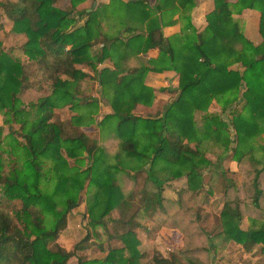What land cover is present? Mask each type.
<instances>
[{
	"label": "trees",
	"instance_id": "16d2710c",
	"mask_svg": "<svg viewBox=\"0 0 264 264\" xmlns=\"http://www.w3.org/2000/svg\"><path fill=\"white\" fill-rule=\"evenodd\" d=\"M54 1L0 0V12L12 22L11 30L25 36L18 49L0 47V114L17 124V129L0 133V264H65L77 250H84L79 246L85 236L73 250L55 243L83 188L88 225L103 228L108 222L106 240L121 246L109 247L102 258L76 257L75 264H204L199 253H209L217 241L264 252V0H212L204 29L196 33L187 24L189 33L179 43L176 38L164 41L159 29L170 20L162 16L175 2L182 6L188 1L189 10L192 0H154L153 6L145 0H109L88 11L77 8L86 0H68L67 9ZM243 8L259 12L263 38L258 45L245 39L231 17L233 9ZM154 15L155 26L148 22ZM152 47H158L159 54L145 64L138 55ZM104 60L110 67L97 69ZM235 63L243 69L232 67ZM82 67L92 71L111 110L96 122L102 133L98 143L77 127L93 123L97 109V100L76 95L79 81L89 76ZM163 67L178 74L175 99L159 116L132 114L134 103L145 106L153 101L143 75ZM44 85L49 92L25 109L17 98L20 90ZM211 101L226 112V120L208 111ZM63 106L72 112L69 120H53V109ZM216 148L222 154L206 157L205 152ZM112 149L108 156L105 152ZM226 151L242 180L238 187L223 177L221 227L207 235L189 208L179 209V198L161 192L164 182L184 177L185 191L199 193L204 171L209 173V189L218 173H228L217 169ZM4 153L11 161L6 173ZM123 169L144 171L153 186L140 190V205L133 210L134 194L124 188L134 176L119 179ZM181 192L177 190L179 196ZM15 200L19 207L13 206ZM111 209L117 215L106 221ZM157 212L165 214V223L177 220L173 223L191 240L184 239L168 256L144 261L134 228L143 229L141 221ZM243 217L249 224L240 229ZM194 235L207 245L196 244Z\"/></svg>",
	"mask_w": 264,
	"mask_h": 264
},
{
	"label": "rangeland",
	"instance_id": "374dc122",
	"mask_svg": "<svg viewBox=\"0 0 264 264\" xmlns=\"http://www.w3.org/2000/svg\"><path fill=\"white\" fill-rule=\"evenodd\" d=\"M95 1V0H94ZM93 1V2H94ZM54 5L57 7L67 9L69 7L68 0H55ZM93 3L92 1H87L84 4H78L77 8H89V3ZM91 5V4H90ZM91 7V6H90ZM80 22V21H79ZM79 24V23H78ZM12 22L4 17V15L0 12V47L3 49L8 48H19L21 44L25 41V36L21 33H16L11 30ZM107 26V23L106 25ZM19 56L26 61L23 54H19ZM91 76V77H90ZM90 78H84L79 81L78 85V95L81 99H94L97 100V109L96 113L93 116L94 122L89 125H84L83 127L77 126L80 132H84L89 138L94 139L96 143H98L99 138L102 136V133L99 132L96 122L103 116L105 113L104 106L107 104V100L101 96L100 86L97 85L94 75L89 74ZM49 92V88L47 85L41 87L40 90H35L34 88H26L24 90H20L17 94V98L24 105L25 109H28V104L36 101L39 97L46 95ZM217 110H214L210 107L209 110H214L212 113L219 114L224 120H226V112L220 111L218 105H216ZM109 108V107H108ZM110 110V108H109ZM111 111V110H110ZM211 112V111H209ZM72 112L67 108V106L58 107L53 109V120L60 121H68ZM199 116V115H198ZM199 122V118L195 119ZM0 126L2 128L1 134L4 135L6 132L17 129V124L13 122L4 121V115L0 114ZM108 129V128H107ZM231 130V129H230ZM104 131V130H103ZM232 131V130H231ZM99 132V135H98ZM105 132V131H104ZM103 132V137L107 136ZM17 135V133H14ZM99 137V138H97ZM18 141H22L20 137H16ZM262 143L264 144V134L261 135ZM116 145V144H115ZM113 146V148L115 147ZM215 146V145H213ZM113 150H108L105 152L108 156L113 154ZM206 156L214 158L213 154L221 153L220 149L213 151L205 152ZM222 154V153H221ZM229 154V151L224 152L221 158L218 161L219 170H228V173L225 175H220L217 170L218 175L216 179L213 181L212 185L208 189V179L209 173L204 171L203 173V185L202 189L198 191L199 193H195L192 191H185V179H172L167 185H163L162 196L169 199H180V210H185L189 208L196 216L195 223L199 226L203 233H207V235H211L220 230L221 223L219 220L218 212L220 210L222 204V185L224 182V178L232 179L238 187L240 186L242 176L238 173V167L235 166V161H231L232 159H226ZM3 158V173L10 167V157L6 153L2 154ZM110 160V159H109ZM114 164V163H113ZM237 164V163H236ZM226 168V169H224ZM118 174V178H127L129 175L133 174L134 180H128L124 189L125 193L130 190L133 195V208L140 205L139 195L138 193L143 188L146 190H151L153 186L147 180L144 175V171H129L128 169H123V171ZM160 175V172L158 173ZM125 178V179H126ZM46 184V183H45ZM49 185V183L47 184ZM183 191L182 194L177 193V190ZM208 191L210 193H208ZM85 189L79 192L77 197V203L75 207H73L70 212L66 216L65 226L59 232L55 243L61 246L64 249L73 250V246L83 239L84 236L87 237V240L81 242L79 247L85 248L84 250H77L74 256H71L67 259L65 264H75L76 257H80L81 260L91 259V258H102L106 253V250L109 247L116 248L121 246L119 241H107L104 233L105 227L108 226V222H106V226L102 228V226L90 227L87 222V214L85 213ZM248 199V198H246ZM13 206L19 207L18 200L13 201ZM131 211V210H130ZM129 211V212H130ZM192 214V213H191ZM257 213L256 215H258ZM117 213L115 209H111L109 213L104 217L107 219L111 217H116ZM166 216L162 212H157L153 215L152 218H147L146 220H142L141 222L145 226L143 229L134 228L135 237L138 240L137 248L140 252H142L145 258H142L144 261H148L149 258H157L159 256H168L173 250H179L182 247V244L185 240H191L188 238L186 232H182L180 230V226H176L175 223L177 220L168 219L165 223ZM241 220H244L241 218ZM175 222V223H173ZM241 222V221H240ZM248 222V220H247ZM246 223H240V228L242 229ZM110 230V229H109ZM196 231L195 230H191ZM205 235V234H204ZM202 236V235H201ZM195 237V242L198 245L206 244L201 237ZM203 237V236H202ZM205 245V246H206ZM49 248L53 249V244L48 245ZM101 248V249H100ZM201 261L204 264H208L211 261L212 264H264V252H261L258 247L251 248L249 251L243 250L237 243L227 242L225 245L220 244L218 241L216 245L209 251L200 252ZM179 264H185L182 261H179Z\"/></svg>",
	"mask_w": 264,
	"mask_h": 264
},
{
	"label": "crops",
	"instance_id": "0c3cea01",
	"mask_svg": "<svg viewBox=\"0 0 264 264\" xmlns=\"http://www.w3.org/2000/svg\"><path fill=\"white\" fill-rule=\"evenodd\" d=\"M89 0L82 2L84 4ZM91 1V0H90ZM109 0H95L92 6V3H89V9L91 7H95L97 5L107 4ZM125 1V0H123ZM149 5L153 6L154 0H145ZM230 4H235L236 0H225ZM193 6L189 7L188 1L183 3L184 5L180 6L176 2L175 6L171 7L167 13L163 14V19L170 20V22L163 24L159 31L161 36H163L164 41L167 43L168 40H172L176 38L177 43H179L178 39H181L185 36V34L189 33V29L186 27L189 24L196 33L201 32L206 26V13L208 14L214 6L212 0H192ZM91 4V5H90ZM88 9V7H86ZM168 9L165 10V12ZM158 15V13H156ZM187 14V15H186ZM154 15L148 20L151 25L157 24L156 16ZM231 17L238 24L240 33L243 34L245 39L249 40L253 45H258L262 41V35L259 33V12L255 9L251 8H243L240 11L233 9L231 13ZM153 19V21H152ZM104 22V21H103ZM103 28L106 29V26L103 23ZM159 54L158 47H152L147 49L144 53H140L138 58L143 61V63L147 64V60L155 59ZM165 62H163L164 64ZM103 66H109L110 62L108 60H104L102 63L97 64L96 68H101ZM237 64H233L232 67H236ZM159 67V65H158ZM238 70L241 71L243 67L237 66ZM88 75H92V71L88 68H81ZM91 77V76H90ZM89 76H85L84 78H90ZM83 78V79H84ZM97 83V82H96ZM143 85L150 87L153 90V101L149 105H143L141 103H134L131 109V113L136 116L141 117H156L161 114L163 106L174 100L177 94V85H178V74L173 69H167L163 67L162 69H157L155 71L147 70L143 75L142 79ZM98 85V83H97ZM160 88H164L160 90ZM217 104L214 101H211L208 107L217 110ZM105 113H110V110L107 105L104 106ZM209 110L208 111H214ZM103 114V115H104ZM199 113H194V119L199 118ZM83 127V126H82ZM98 128V127H97ZM99 130V129H98ZM99 135V132H98ZM99 138V137H97ZM226 159L230 160V154H228ZM207 157V156H206ZM233 161V160H231ZM236 166V162L234 164ZM147 168V164L143 166L144 171ZM229 170V169H228ZM145 175V174H144ZM182 177L181 179H183ZM165 185V183H164ZM164 187V186H163ZM163 191V189H162ZM162 193V192H161ZM244 220H241L240 223H246L242 229H245L248 226L247 218L243 217ZM241 227V226H240ZM239 227V228H240ZM241 229V228H240Z\"/></svg>",
	"mask_w": 264,
	"mask_h": 264
},
{
	"label": "water",
	"instance_id": "95a60500",
	"mask_svg": "<svg viewBox=\"0 0 264 264\" xmlns=\"http://www.w3.org/2000/svg\"><path fill=\"white\" fill-rule=\"evenodd\" d=\"M93 5H94V3H92V6H93ZM86 10L88 11V10H90V9L88 8V9H86Z\"/></svg>",
	"mask_w": 264,
	"mask_h": 264
}]
</instances>
